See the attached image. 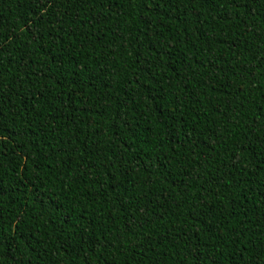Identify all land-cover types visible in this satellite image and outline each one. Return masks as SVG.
Here are the masks:
<instances>
[{
  "label": "trees",
  "instance_id": "1",
  "mask_svg": "<svg viewBox=\"0 0 264 264\" xmlns=\"http://www.w3.org/2000/svg\"><path fill=\"white\" fill-rule=\"evenodd\" d=\"M0 264H264V0H0Z\"/></svg>",
  "mask_w": 264,
  "mask_h": 264
}]
</instances>
